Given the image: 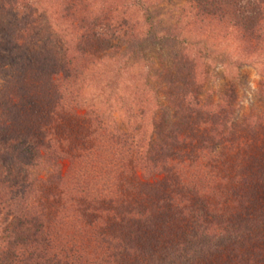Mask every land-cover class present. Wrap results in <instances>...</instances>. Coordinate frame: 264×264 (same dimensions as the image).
<instances>
[{
	"label": "trees",
	"instance_id": "1",
	"mask_svg": "<svg viewBox=\"0 0 264 264\" xmlns=\"http://www.w3.org/2000/svg\"><path fill=\"white\" fill-rule=\"evenodd\" d=\"M144 1L99 14L87 4H68L65 13L78 24L67 62L50 50H29L39 28L17 12L14 24L0 25V53L10 58H0V264H264V112L250 123L261 139L252 165L244 151L252 140L238 139L232 109L221 115L224 106L199 96L189 57L202 44L209 59L205 42L153 22ZM191 4L202 24L228 21L243 35L261 33L264 0ZM136 11L143 13L141 22ZM96 57L115 62V85L124 67L142 64L143 86L155 101L161 89L168 92L167 128L157 134V147L139 132L106 135L96 116L78 112L81 63ZM31 73L43 86L25 104L21 82ZM212 124L215 145L196 148L197 136ZM227 150H236L232 161ZM7 167L27 176L10 179ZM146 170L145 177L164 172L157 203L141 194L136 171ZM34 172L48 176L29 178ZM225 200L224 210L216 209ZM149 202L157 204L155 212Z\"/></svg>",
	"mask_w": 264,
	"mask_h": 264
},
{
	"label": "rangeland",
	"instance_id": "2",
	"mask_svg": "<svg viewBox=\"0 0 264 264\" xmlns=\"http://www.w3.org/2000/svg\"><path fill=\"white\" fill-rule=\"evenodd\" d=\"M36 1L0 0V25L14 24L17 21L14 12H17L24 21L35 22L39 30L33 35L29 50L39 49L43 52L50 50L56 61L66 60V62L73 58L75 36H70V34L75 31L74 28L78 24L73 13L72 17L67 16L65 13L64 9L68 4H87L93 13L99 14L105 9L113 11L127 2H131V0H40V3L37 4ZM144 2L147 4L148 13L151 14L153 22L159 23L161 27L162 25L164 27L171 25L176 27L182 31H180L181 38L186 37L191 41L205 42V52L207 51L210 54L209 59L203 56L204 48L202 44L194 47L193 56L189 57L191 58L189 59V68L195 71L194 77L199 86V96L201 100H207L217 106H224L221 115H225V107L226 109H232L235 118L233 123H235L238 139L243 137L252 140L245 146L244 151L250 160L249 164L254 165L259 157L261 139L259 140L258 133H253L250 123L254 117L260 118L264 112V20L261 24V33L259 32L257 37H250L243 35L239 29L228 21L202 24L195 20L191 0H145ZM25 10L29 15H26ZM134 18L137 22H141L143 13L136 11ZM145 29V26L142 27V31ZM3 35L7 36L8 34L3 33ZM149 53H155V48H152ZM0 56V58L5 57V62L10 61L8 54L0 53ZM224 60L227 63H224ZM113 62L112 58H108L106 61H99L97 58L94 61L81 63L83 71L78 76L75 86L79 90L76 98L78 112L81 115L89 116L91 113L96 116L101 122L106 135H118L121 132L135 135L136 132H139V137L146 135L144 137L145 141L151 139V142L156 145L157 134L165 132L167 128V123L164 122L163 108L169 106L166 99L168 92L161 89L156 99L158 102L155 101L148 88L146 89L143 86L144 69L142 64H134L130 68L124 67L125 70H123L115 85L114 74L110 72L111 68L114 71L116 68L115 62ZM184 64L188 63L185 62ZM34 73L29 74L21 82L26 91L24 93L26 94L24 96L26 97L25 104L35 99L36 94L41 91L43 86L40 76ZM65 75H68V73L64 72ZM45 78L46 76L42 79L45 80ZM66 80L72 81V75L70 78L67 76ZM154 84V86H157L158 83ZM115 86L117 87L115 88ZM22 95L21 89V93L19 92V96H17L18 103H20ZM34 109L35 107L31 108L32 111ZM153 113L154 117L152 116ZM215 133L216 127H214V124L202 131L197 136L196 148L202 145L207 151L212 149L215 145L213 143L217 141L214 139ZM218 133L220 134V131ZM151 136L153 137L151 138ZM203 140L206 141V144H203ZM107 144L109 148L115 146L114 142L111 141ZM240 150L243 149L240 148ZM227 152L230 156L229 160L232 161L236 157V150L233 151L234 155L232 152L230 153V150H227ZM66 167L67 164H63L62 171ZM228 170L229 168H225L224 173ZM153 172V176L145 177L148 175V171H136L137 176L140 178L141 194L143 193L144 197L147 196L150 201L155 200V203L159 198L158 193L161 190L164 172H161V170H153ZM4 173L13 180L23 179L27 176L16 174L15 169L12 167H7ZM47 176L48 173L46 172H34L29 178H46ZM226 198L227 195L224 199ZM227 202L230 201L227 200ZM227 202L226 200L221 202L216 209L221 210V207L227 206ZM191 204L194 206V202ZM147 205L149 212H155L158 208L157 204L152 205L150 202ZM201 205L199 203L195 207ZM220 264L248 263L246 261L233 263V261L224 260ZM252 264H262V262Z\"/></svg>",
	"mask_w": 264,
	"mask_h": 264
}]
</instances>
